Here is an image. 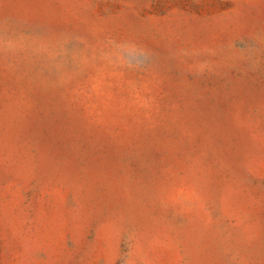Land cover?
<instances>
[{
    "label": "rangeland",
    "instance_id": "obj_1",
    "mask_svg": "<svg viewBox=\"0 0 264 264\" xmlns=\"http://www.w3.org/2000/svg\"><path fill=\"white\" fill-rule=\"evenodd\" d=\"M0 264H264V0H0Z\"/></svg>",
    "mask_w": 264,
    "mask_h": 264
}]
</instances>
